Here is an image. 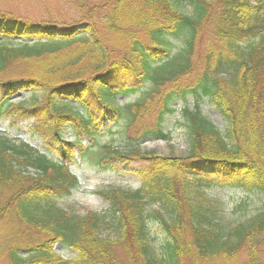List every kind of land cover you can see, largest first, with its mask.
<instances>
[{
  "label": "trees",
  "instance_id": "1",
  "mask_svg": "<svg viewBox=\"0 0 264 264\" xmlns=\"http://www.w3.org/2000/svg\"><path fill=\"white\" fill-rule=\"evenodd\" d=\"M72 1L79 11L68 24L30 22L0 10V119L26 122L47 142L43 153L0 139V192L15 190L0 204V220L12 211L20 225L45 237L27 260L19 257L22 246L12 247L11 262L182 264L189 257L193 264H264V210L224 234L205 196L215 188L264 193V0ZM185 5L190 15L182 12ZM182 35L184 45L174 51L171 40ZM145 84L141 98L119 103ZM22 92L31 93L30 104L13 103ZM189 95L194 108H184L185 154L104 147L102 168L141 181L133 191L101 192L114 211L115 241L99 234L104 216L75 217L57 207L55 200L79 185L70 165L120 119L134 140L167 142L164 116L173 100ZM203 101L226 120L223 135L201 116ZM156 205L173 217L170 223L159 211L152 214L170 239L162 259L146 225L147 208ZM58 243L74 256L62 258Z\"/></svg>",
  "mask_w": 264,
  "mask_h": 264
},
{
  "label": "rangeland",
  "instance_id": "2",
  "mask_svg": "<svg viewBox=\"0 0 264 264\" xmlns=\"http://www.w3.org/2000/svg\"><path fill=\"white\" fill-rule=\"evenodd\" d=\"M0 10L10 12L14 16L24 18L30 22L67 24L77 18L76 14L79 11L72 0H0ZM181 10L184 14H191V8L187 5L185 7L181 6ZM208 36L209 33L205 34V37ZM184 38L185 36L182 35L171 40L173 41L174 51L183 47ZM146 84L145 90L124 99L119 98V103L126 104L141 98L143 91H148L150 87ZM32 101L30 92L20 93L13 99V103H24L26 105ZM74 105L81 113H86L85 108L76 103ZM193 105L194 98L192 95L171 102L173 111L164 116L161 124L163 131L169 136L167 142L160 139L134 140L132 138L134 134L126 133L125 121L120 119L118 124L113 127L112 133L99 138L97 144L82 159L70 165L72 172L79 178V185L71 191L70 195L57 198L55 200L57 207L75 217H85L89 212L104 216L105 219H102L99 224V234L102 238H110L115 241L119 229L113 222L114 211L109 202L101 196V192L118 188L133 191L140 187L141 181L129 173L102 168L105 164L102 159L107 154L104 147L108 146L121 152L138 148L142 151H153L157 156L185 154L189 148L190 132L188 128L189 118L185 116L184 108L193 110ZM200 105L201 116L223 135L228 128L223 116L207 101H203ZM151 117L150 119H152ZM23 123L26 122H13L10 118H1L0 139H6L9 144L17 146L24 143L45 153L47 142H44L43 136L25 127ZM64 136L66 139L71 140L73 133L67 131ZM51 157L54 158L53 155ZM26 171L30 176L38 174L33 168H27ZM14 191L11 187H6L1 191L0 204ZM194 191L195 188L191 191L193 195H195ZM205 196L209 203L215 206L214 224H218L219 232L224 234L230 228L248 222L264 210V193L260 191L246 193L237 187L215 188L206 190ZM154 211H159L170 223L173 217L162 205L147 208V215H151L150 218L146 219L148 242L154 255L162 259L166 254L165 247L170 239L167 236L165 227L152 216ZM12 213L11 211L9 215L5 214L0 220V264H14L9 257V251L12 247L22 246L19 257L27 260L32 256L31 251L37 248L36 245L45 240L44 235L20 225ZM113 249L119 257L124 258L121 246H115ZM55 251L64 259H70L74 256L71 250L62 243L55 246ZM218 262L215 260L207 264H217ZM182 264H193V262L191 258L187 257L182 260Z\"/></svg>",
  "mask_w": 264,
  "mask_h": 264
},
{
  "label": "bare ground",
  "instance_id": "3",
  "mask_svg": "<svg viewBox=\"0 0 264 264\" xmlns=\"http://www.w3.org/2000/svg\"><path fill=\"white\" fill-rule=\"evenodd\" d=\"M57 245V244H56ZM55 249V248H54ZM56 252V251H55Z\"/></svg>",
  "mask_w": 264,
  "mask_h": 264
}]
</instances>
